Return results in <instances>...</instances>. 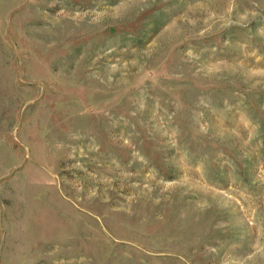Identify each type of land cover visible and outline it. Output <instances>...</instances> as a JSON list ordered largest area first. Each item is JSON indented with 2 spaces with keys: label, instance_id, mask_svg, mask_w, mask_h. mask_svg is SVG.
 <instances>
[{
  "label": "rangeland",
  "instance_id": "1",
  "mask_svg": "<svg viewBox=\"0 0 264 264\" xmlns=\"http://www.w3.org/2000/svg\"><path fill=\"white\" fill-rule=\"evenodd\" d=\"M0 264H264V0H0Z\"/></svg>",
  "mask_w": 264,
  "mask_h": 264
}]
</instances>
